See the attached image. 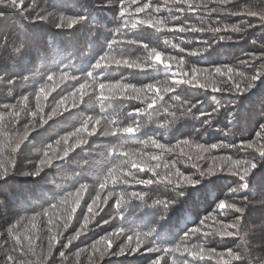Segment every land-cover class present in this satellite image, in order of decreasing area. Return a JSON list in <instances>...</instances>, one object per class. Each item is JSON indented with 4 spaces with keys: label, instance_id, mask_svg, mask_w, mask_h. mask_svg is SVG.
<instances>
[{
    "label": "trees",
    "instance_id": "obj_1",
    "mask_svg": "<svg viewBox=\"0 0 264 264\" xmlns=\"http://www.w3.org/2000/svg\"><path fill=\"white\" fill-rule=\"evenodd\" d=\"M32 2L33 0H27V3ZM35 2L39 6L37 11L46 9L48 12L84 16V20L70 28H58L52 22L41 20L21 19L20 23H16V12L7 9L6 6H0V103H14L16 97L38 87L48 73L61 69L66 70L69 77L74 76L79 79L94 72L100 75L102 82L121 81L136 88H142L149 83L163 87L164 82L171 75L162 64L143 69L119 66L97 68L96 60L108 50L109 43L113 40L116 41L113 49L115 52L140 62H143L147 55L143 47L144 43L150 47H156L158 51H164L165 55H175V51L164 45V40L169 38L175 42V38L184 34L176 33L174 38L167 30L157 33L151 28H138L130 32L125 31L124 36H117L115 30L123 21L117 5L107 4V0H35ZM143 2L152 3L153 7L157 3L163 4V0H143ZM228 6L233 10L246 8L259 10L264 8V0H231ZM203 15V12L200 16L189 14L180 22L184 23L186 20L189 24L198 25ZM159 18L170 20L166 11L159 14ZM212 19L215 20L216 17ZM239 19V17H224L222 24L237 23ZM248 19L250 23L256 22L253 17ZM199 35L208 39L211 33ZM236 35L243 38L218 41L202 53L185 55L187 65L184 71H190L193 65L208 67L227 63L242 57L244 53L255 51L260 44H264V29L260 25L247 28L243 33ZM254 39L258 41L256 45L252 43ZM129 40L141 43L138 45L128 43ZM20 44L22 47L15 52V48ZM182 46L188 51L201 45L192 41L185 42ZM172 63L175 64L174 61ZM179 70L173 68L175 72ZM57 79H59L58 73ZM9 80L11 83H8ZM66 83L74 84L76 81ZM175 92L182 100L186 99L191 103L199 100L200 103L196 104L190 114L180 117L174 124L170 123L167 126L163 124L171 119V113L175 112L179 116L180 109L184 106L170 95L162 93L161 95H165L164 101H158L153 105V108L157 109L155 115L151 118L144 114L135 115L132 113L133 107H146L142 105V100L145 99V93L142 92L139 94L141 97L139 100H127L117 95L114 99L102 103H97L90 94L78 106L52 117L41 127L34 129L20 145L13 171L0 179V201H3L0 203V264H4L13 243L7 233L9 224H15L21 216H31L41 211L65 192H74L80 182H86L89 185L97 184L106 169L116 162L117 154L109 152V148L113 144H118L120 139L124 140L123 150L139 158V152L143 146L138 141H143L148 136L162 138L161 142L167 141L172 144L186 137L206 144L220 139L236 143L242 136L254 135L259 123L264 119L261 115L264 113V76L258 78L254 86L243 94L212 93L186 85H181ZM128 94L137 95L130 90ZM42 103L45 102L42 101ZM217 103L225 106L221 111H233L235 119L230 125L231 136L221 131L226 124L220 116L210 128L204 124L205 117L196 115L199 112L211 111ZM32 107H35L34 98ZM47 110L51 111L50 108ZM88 116L93 117V122L96 117H100L103 128L109 132L115 127L126 126L128 123H139L143 127L135 136L119 137L101 135L98 132L89 136L86 143L74 148L66 157L54 160L38 175L19 174L32 169L33 162L39 158L40 152L46 145L54 143L59 135L73 131V128ZM28 122V119H23L19 128L23 129ZM15 127V124L8 125V129ZM8 129H0V133H4L0 135V140L5 143L8 139L6 134ZM226 151L231 152L232 149ZM185 171L190 169L186 168ZM235 180L236 178L231 174L215 173L201 179L200 183L194 186L185 187L182 196H177L171 185L163 183H154L146 187L138 186L139 190L145 191L142 198L133 197L119 204L115 198H111L105 209L89 224L88 230L84 231L81 225L87 213V204L91 203L92 197L95 196L93 191L92 196L86 195L82 200L67 229L63 227L66 214L62 208L56 209L59 222L56 217H53V232H61L65 242L67 237L74 235L77 230H81L82 235L73 241L69 249L59 247L55 249L54 256L49 257L51 264H89V257L92 254L90 246L116 227L126 231L149 232V244L171 245L189 228L194 227V224L199 222L200 216L211 211L219 199L225 198V195L244 194L228 192ZM247 195L250 200L264 196V158L257 161L256 168L249 176ZM159 200H163L164 203H157L156 201ZM169 201L174 202L169 204ZM231 219L232 217H228L225 223L230 222ZM103 220H107L108 223L104 224ZM244 222L255 226L248 231L246 243L236 237L226 241L210 239L207 246L216 248L218 251H225L227 248L237 249L238 246L247 247L250 253L249 258L255 264H264V204L249 205L244 213ZM32 223H35L32 235L35 240L37 258H39L48 250L49 224L47 218L38 217L34 222L21 221L17 228L21 234H24L25 226L31 229ZM97 225L100 226L97 227ZM125 241L126 238L120 243ZM61 252L64 253L63 256ZM153 258L152 253H126L107 256L101 260L100 264H149Z\"/></svg>",
    "mask_w": 264,
    "mask_h": 264
},
{
    "label": "snow or ice",
    "instance_id": "obj_2",
    "mask_svg": "<svg viewBox=\"0 0 264 264\" xmlns=\"http://www.w3.org/2000/svg\"><path fill=\"white\" fill-rule=\"evenodd\" d=\"M231 0H163V4L144 3L143 0H107V4H116L123 23L115 32L117 36H124L125 31L130 32L138 28H151L157 33L167 30L175 38L176 33L184 34L173 39L165 38L164 45L175 51V55H165L164 51H158L156 47L143 44L147 51L143 62L126 58L113 49L116 41H111L108 50L96 60V67L119 66L130 69L152 68L157 64L164 65L171 75L164 82L163 87L149 83L142 88H136L121 81L102 82L100 75L90 72L77 79L66 70H58L48 73L45 80L38 87L19 97L14 103H0V129H8L9 124H15V128L8 129L7 142L0 140V179L13 171L16 162V154L28 135L36 128L41 127L49 119L63 112L78 106L91 94L97 103L114 99L117 95L127 100H139L140 93H145L142 105L133 107L135 115L144 114L151 118L156 114L157 109L153 108L158 101H164L165 95L180 101L184 106L180 109L179 116L171 113V119L167 120L164 126L174 124L180 117L192 112V109L199 104L196 100L191 103L182 100L176 95L175 90L181 85L190 86L200 90L220 94H243L254 86L255 81L264 76V44L255 51L244 53L242 57L235 58L227 63L198 67L193 65L190 71H184L187 65L185 55H196L204 52L211 44L218 41L238 40L247 28L260 25L264 29V8L254 10L252 8L233 10L228 5ZM217 5V6H212ZM0 6L16 12V23L21 19L30 21L41 20L52 22L58 28H70L80 21L84 16H74L62 12H48L46 9L37 11V3H27V0H0ZM166 11L169 19L159 18V14ZM200 23H181V19L189 14L200 16ZM143 17V18H137ZM212 17H216L215 20ZM224 17H239L237 23L222 24ZM249 17L255 18V23L249 22ZM171 24V27L169 25ZM215 25V26H213ZM197 35H193V34ZM202 33H211L210 38L204 39ZM196 41L200 47L186 51L182 46L185 42ZM128 43L140 44V41L129 40ZM257 44V40L252 41ZM20 44L15 52L20 50ZM119 56V58H117ZM175 62L173 64L172 62ZM180 69L178 72L173 68ZM57 73L59 79H57ZM15 79V78H13ZM106 80V79H105ZM76 81L74 84L66 82ZM80 81H83L82 83ZM11 83V80L8 81ZM63 85V87H61ZM131 92L137 95H129ZM165 95H161V94ZM58 97V98H57ZM33 98L35 107H32ZM44 101L45 103H42ZM224 105L217 103L209 112H199L196 115L205 117L204 124L210 128L213 122L220 116L226 126L221 129L223 133L232 135L231 122L235 119L233 111H221ZM50 108L51 111L47 109ZM167 112V109H165ZM264 117V113L261 114ZM23 119L29 122L19 128ZM142 125L139 123H128L126 126L115 127L111 132L105 130L101 118L88 116L81 120L73 131L59 135L54 143H49L40 152L39 158L33 162L30 171L19 173L20 175H38L44 168L54 160L66 157L74 148L86 143L87 138L93 134L116 135L122 137L135 136L140 132ZM4 135V133H0ZM251 137V138H249ZM74 141V142H73ZM162 138L148 136L143 141H138L143 148L139 152V158L129 151H124V140L120 139L118 144H113L109 152L117 154V160L106 169L99 182L89 185L80 182L75 191L65 192L56 198V201L48 207L31 216H21L15 224H9L7 228L8 237L13 241L10 251L7 254L4 264H51L49 257L54 256V250L58 247L69 249L73 241L82 235L77 230L74 235L67 237V242L62 238L59 231L53 232V217L59 222L56 209L62 208L66 214L63 227L68 228L69 223L77 213L85 196L92 197L91 203L87 204V213L81 229L88 230L89 224L105 209L108 201L115 198L117 204L133 197L139 199L145 195V191L139 190L138 186H147L154 183L171 185L177 196L184 194L187 186H194L200 183L201 179L215 173H227L236 180L228 189L229 193L243 195H225L215 203V207L205 215L199 217V222L189 228L175 243L163 246L149 244L150 233L145 231H126L116 227L112 232H107L95 241L91 247L89 264H100L101 260L111 255H124L136 253H152L154 258L149 264H255L251 260L247 247L237 249L227 248L225 251H218L216 248L208 247L210 239L226 241L239 237L246 243L248 231L255 227L244 222V213L249 205L264 204V196L259 199L250 200L247 195L249 188V176L257 166V161L264 158V119L259 123L254 135L242 136L236 143H229L220 139L214 143L206 144L200 140L186 137L179 139L175 144L167 141L161 142ZM149 149H152L151 151ZM232 149L231 152L226 151ZM190 171H185V169ZM106 193V194H105ZM3 201H0L2 203ZM86 202V201H85ZM164 203L163 200L156 201ZM174 201H169L171 204ZM81 211L83 209L81 208ZM51 212V215H50ZM47 218L49 228L47 253L37 258L35 240L33 239L32 223L31 229L25 226L24 234H21L17 225L24 220L34 222L37 218ZM228 217L231 221L225 223ZM211 221V223H209ZM103 223H108L103 220ZM100 225H97L99 227ZM125 243H120L125 240ZM196 241V242H194ZM118 245V247H117ZM64 253L61 252V256Z\"/></svg>",
    "mask_w": 264,
    "mask_h": 264
}]
</instances>
